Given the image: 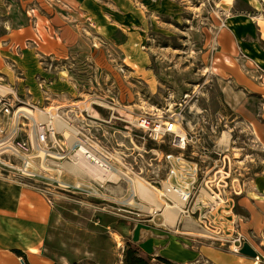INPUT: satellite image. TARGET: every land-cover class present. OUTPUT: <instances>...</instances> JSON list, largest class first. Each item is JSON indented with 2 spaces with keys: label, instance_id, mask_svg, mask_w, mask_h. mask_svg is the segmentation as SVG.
<instances>
[{
  "label": "rangeland",
  "instance_id": "obj_1",
  "mask_svg": "<svg viewBox=\"0 0 264 264\" xmlns=\"http://www.w3.org/2000/svg\"><path fill=\"white\" fill-rule=\"evenodd\" d=\"M92 2L75 11L57 0L0 7V28L11 32L7 47L0 48L4 86L41 110L58 107L65 121L107 152L115 172L129 177L97 191L113 203L58 192L45 247L57 264H124L129 245H135L130 227L139 219L161 222L159 215L149 222L148 211L140 210V204L142 209L149 204L129 179L144 181L165 202L160 197L170 167L165 156L180 154L198 170L191 191L192 205L199 200L201 212L190 219L199 236L220 238L231 248L241 237L243 245L263 253L264 203L255 186L264 175L263 62L242 73L240 87L228 67L243 55L228 59L222 38L225 32L264 29V0ZM9 50L20 62L7 57L5 63ZM140 114L176 119L186 135L185 149L171 136L148 138L134 125ZM60 128L65 141L67 131ZM68 164L63 161V183L95 179L75 176ZM127 199L138 220L113 214ZM205 211L209 220L203 226Z\"/></svg>",
  "mask_w": 264,
  "mask_h": 264
},
{
  "label": "built area",
  "instance_id": "obj_2",
  "mask_svg": "<svg viewBox=\"0 0 264 264\" xmlns=\"http://www.w3.org/2000/svg\"><path fill=\"white\" fill-rule=\"evenodd\" d=\"M4 85L6 84L0 79V181L43 195L51 204L58 192H77L89 197L102 196L106 202L113 203L106 195L97 192L100 189H107L106 184L111 183L109 179L96 182L97 180L91 178L93 180H89L88 183L70 184L62 181L63 161L65 160H70V163L74 166L84 160L94 164L97 169L105 173L115 171L113 162L107 152L98 144L93 143L82 131L76 129L72 122L65 121L59 115V110L54 108L53 110L50 107L53 111L49 113L46 108L41 110L31 103L20 101L19 96L13 91L12 87L10 85L5 87ZM25 108H29L35 113L40 111L47 117V120L36 119L28 114ZM58 116L67 127L73 126L75 130L73 132L66 130L65 134L68 133V137L65 141L60 139L61 136H64L59 130L61 129L60 126L56 125ZM134 125L153 141L171 136L173 137L172 142L175 143L177 148L185 149L187 146L186 135L182 134L181 127L176 119L172 117L140 114L135 119ZM165 157L170 167L165 188L160 197L165 201L163 202L164 206L172 207L176 204V201L171 199V192L176 193L184 204L179 215L191 218L195 213L201 212L199 200L192 205L193 194L191 190L197 179L198 170L195 168L196 166L186 164L180 154H170ZM70 172L75 176L78 175L72 171ZM120 205L113 214L126 220H138L136 216L140 215L131 211L129 203L121 201ZM202 205V207H207L206 204ZM140 210L142 211L141 208ZM143 211L146 212L144 209ZM161 213V209L147 212L150 215L149 218L152 217L151 221L156 216H160ZM203 214L200 219L202 223H200L205 226L206 220H209V212L205 211ZM142 220L139 219L138 221L143 222ZM210 240L223 242L220 238L211 237ZM232 242L231 251L239 253L243 246L241 237L234 238ZM262 259L263 257L257 252L256 257L252 258L254 264L261 263Z\"/></svg>",
  "mask_w": 264,
  "mask_h": 264
},
{
  "label": "crops",
  "instance_id": "obj_3",
  "mask_svg": "<svg viewBox=\"0 0 264 264\" xmlns=\"http://www.w3.org/2000/svg\"><path fill=\"white\" fill-rule=\"evenodd\" d=\"M32 1L35 0H0V7L7 4L11 8L12 3L21 7ZM57 2L73 11L75 7H90L93 4L92 0H57ZM5 33L6 31L0 28V48L7 47L6 43L10 41L8 36L11 32ZM222 39L226 44L225 53L228 59L233 58L236 52H241L243 55L235 59L233 66L228 67L233 71L232 80L243 87L245 79L242 73L251 72L255 62H263L261 67L264 70V29L225 32ZM25 56H28V52ZM3 57L6 64L7 57L15 62L19 61L11 50ZM250 72H247L248 76H251ZM255 183L256 191L260 193L261 202L264 203V175L258 177ZM53 208L55 204L49 203L43 195L0 181V264L60 263L57 256L51 254L45 247L49 240ZM140 208L142 209L141 206ZM262 213L264 216L263 211ZM160 217L161 222L155 226L137 221L129 229L130 242L137 245L142 254L150 257L153 263L158 264L156 258L161 257L172 264H254L251 257L234 253L231 251V246H224L220 240L213 241L207 237H200L192 219L179 215L176 216L174 223L164 212ZM171 228L176 230L172 231ZM251 246L263 257L259 264H264V252L260 254L253 244Z\"/></svg>",
  "mask_w": 264,
  "mask_h": 264
},
{
  "label": "bare ground",
  "instance_id": "obj_4",
  "mask_svg": "<svg viewBox=\"0 0 264 264\" xmlns=\"http://www.w3.org/2000/svg\"><path fill=\"white\" fill-rule=\"evenodd\" d=\"M25 109H26V112L28 114H31L36 119L39 118L41 121L47 120V117H45V115L43 113H41L40 111L35 113V112H32L29 108H25ZM53 110H47V111L49 113H51V111H53ZM55 110H58V108H56ZM56 119H57L56 125L58 127L60 125L61 127H64L67 131L68 130L71 132L75 131L73 129V126L67 127L66 125H64L65 123L61 120L60 117L56 118ZM66 135L68 136V133ZM68 165L69 166H67V167H68L69 171H72V172L78 174L79 176H81L80 174L84 175V173L91 174L96 180H98V179H101V180L109 179V180L113 181V179L114 180L118 179L120 176H124V177L126 176V178H129L128 173H127V175L125 173H121L120 171H116V172L113 171V172L105 173L104 171L97 169V167H95L94 164L88 163L87 161H84V160L79 162V164H76L75 166L72 164L71 165L68 164ZM82 178H83V176H82ZM129 181H130L131 187H133L137 191L136 193H138L139 198L141 200L146 201L149 204V206H146V209L148 211L153 212V210L161 209L165 215H168V217L171 221L173 220V222L176 223L175 218H176V216H179V213L181 212V209L184 205L183 201L179 199V197L176 193H174L173 191L171 192L172 193L171 198H173V200L176 201V204L172 207H169L168 205L164 206L165 204L157 199L156 194H155V190L151 189L144 181L139 180V178L138 179L130 178ZM127 201H128V199H127ZM132 203H134V201L131 202L130 204H132ZM140 206L142 207L143 205L140 204ZM208 238L211 239V237H208Z\"/></svg>",
  "mask_w": 264,
  "mask_h": 264
},
{
  "label": "trees",
  "instance_id": "obj_5",
  "mask_svg": "<svg viewBox=\"0 0 264 264\" xmlns=\"http://www.w3.org/2000/svg\"><path fill=\"white\" fill-rule=\"evenodd\" d=\"M129 246L131 247L130 250H128V252L126 253L124 264H149L151 260L150 257L145 254L143 255L142 251L137 245L132 246L130 244ZM156 259L158 261V264H172L168 260L161 257Z\"/></svg>",
  "mask_w": 264,
  "mask_h": 264
},
{
  "label": "water",
  "instance_id": "obj_6",
  "mask_svg": "<svg viewBox=\"0 0 264 264\" xmlns=\"http://www.w3.org/2000/svg\"><path fill=\"white\" fill-rule=\"evenodd\" d=\"M240 254H242L243 256L251 257V258H255L256 257V252L249 245V243H246V244L243 245V247L240 250Z\"/></svg>",
  "mask_w": 264,
  "mask_h": 264
}]
</instances>
